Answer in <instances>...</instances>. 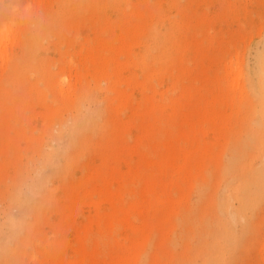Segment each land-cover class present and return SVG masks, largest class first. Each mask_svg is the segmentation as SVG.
Here are the masks:
<instances>
[{
    "label": "rangeland",
    "instance_id": "374dc122",
    "mask_svg": "<svg viewBox=\"0 0 264 264\" xmlns=\"http://www.w3.org/2000/svg\"><path fill=\"white\" fill-rule=\"evenodd\" d=\"M0 264H264V0H0Z\"/></svg>",
    "mask_w": 264,
    "mask_h": 264
},
{
    "label": "bare ground",
    "instance_id": "6f19581e",
    "mask_svg": "<svg viewBox=\"0 0 264 264\" xmlns=\"http://www.w3.org/2000/svg\"><path fill=\"white\" fill-rule=\"evenodd\" d=\"M245 156V154H242V152L240 153V157H243ZM252 180L253 179H257L259 177V175H252ZM224 259V256H223V253L221 251L217 252L216 253V258H215V261L216 262H221L222 260Z\"/></svg>",
    "mask_w": 264,
    "mask_h": 264
}]
</instances>
